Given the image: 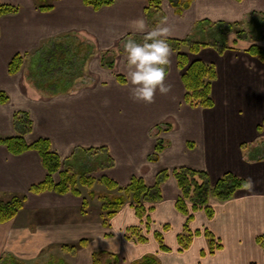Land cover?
I'll use <instances>...</instances> for the list:
<instances>
[{
	"label": "crops",
	"instance_id": "crops-1",
	"mask_svg": "<svg viewBox=\"0 0 264 264\" xmlns=\"http://www.w3.org/2000/svg\"><path fill=\"white\" fill-rule=\"evenodd\" d=\"M114 1L112 6L93 11L81 0L45 4L0 0L19 9L0 19V93L9 99L0 105V136H15L13 115L22 111L33 122L26 143L47 139L52 151L62 160L68 159L73 171V162L87 159L88 154L90 159L85 162L90 166L95 153L103 155L105 163L111 158V167L97 164V180L105 176L125 187L137 176L148 187L160 171L187 167L207 172L212 183L232 172L250 179L251 184L237 191L231 201L211 200L212 218L207 219L202 210L192 213L187 231L201 234L193 236L182 250L177 238L186 234L187 217L175 208L180 192L172 175L161 185V202L146 205L151 209L142 218L126 204L105 226L101 203L88 198L91 190L80 188L79 197L52 191L30 194L31 186L42 183L46 176L40 156L32 150L13 156L0 145L1 197L26 196L17 217L0 223V258L9 255L23 264H46L50 256H59L68 264H93V254L101 253L117 259L118 264H133L151 255L158 264H264V252L256 241L264 240V158L252 157L264 149V62L247 53L251 45L264 49V36L239 40L230 33L225 40L228 48L221 55L212 48L186 53L189 62L202 61L216 68L211 87L213 108H190L184 103L182 71L172 51L165 81L171 85L170 91L162 94L157 90L152 102L136 100L130 92L133 86L127 75L126 53L116 46L129 38L143 42L145 33L136 29L134 21L143 18L146 30L151 29L144 11L149 0ZM48 6L52 8L43 10ZM161 11L163 19L158 24L167 26L168 38L175 40L205 36L209 26L193 33L202 21L239 23L243 30L261 23L264 30V0H192L181 16L163 0ZM61 36H75L91 45L95 54L90 58L97 55L98 72L93 80L87 77L84 87L47 97L34 89V81L23 71L33 56L38 59L39 49ZM107 51L116 60L112 70L101 67L100 54ZM26 54L21 71L9 75V62L15 55ZM117 75L125 83H118ZM157 126L169 130L158 132ZM158 139L165 147L153 162L149 158ZM54 179L58 181L57 176ZM91 189L96 194L104 192L98 183ZM83 199L88 202L85 213L81 212ZM130 228H136L145 241L132 237ZM206 231L213 237L212 253ZM156 234L162 236L160 243ZM81 240L84 245L73 255L60 249Z\"/></svg>",
	"mask_w": 264,
	"mask_h": 264
},
{
	"label": "trees",
	"instance_id": "trees-1",
	"mask_svg": "<svg viewBox=\"0 0 264 264\" xmlns=\"http://www.w3.org/2000/svg\"><path fill=\"white\" fill-rule=\"evenodd\" d=\"M170 6L174 10L175 15L181 16L187 7L191 4L192 0H168ZM241 1V0H237ZM84 6L91 8L93 11H98L102 8L112 6L114 0H81ZM163 0H149L147 7L144 9L146 13V18L148 23L151 24V28L156 24L160 23L163 19L161 5ZM51 6L43 8V10L51 9ZM18 7L14 5L3 4L0 2V19L5 15H12L18 12ZM210 28L207 32L210 39L208 41H197L193 36L182 40H175L168 38V42L171 45V51L177 57V68L182 71L181 80L184 88V103L190 108H200V109H211L214 107V102L211 98V87L216 79V68L212 64H207L202 61H192L189 62L186 53L197 54L204 48H212L217 51L219 55L223 54L227 50V43H225L227 35L234 33L237 39H247L248 33L240 28L239 23L226 24V23H208L202 21L195 25L193 33L200 32L204 27ZM217 31L219 35H215ZM69 36H61L63 38H57L52 40L44 50V48L39 49V52L44 51L39 56V71L43 73L44 77L57 78V82L62 85L61 90L54 88V85H44L43 88L36 86L33 77H29L34 81L33 86L36 90L40 91L42 95L51 97L54 95L69 93L74 91L77 87H84L85 82L83 81L86 76L83 72L86 66V60L90 56L94 55L92 46L87 44V48L82 47L79 49L75 47L72 49L71 53H68V45L63 41ZM219 38V39H218ZM58 40V41H57ZM93 51V52H91ZM112 51H107L100 54V60L102 65H104V58L107 53ZM247 53L258 58L259 61L264 62V49L256 45H251ZM28 54L25 56L15 55L14 58L9 62L8 74L13 76L20 72L24 67ZM114 59V53H113ZM51 64L50 67L47 65ZM112 62L105 67L106 69H113ZM53 66L55 68H53ZM52 71L47 73L48 71ZM51 74V75H50ZM53 75V76H52ZM85 75V77H83ZM61 79V81H60ZM56 80V79H55ZM118 83H125L124 78L120 75L116 76ZM78 84H80L78 86ZM77 85V87H75ZM9 99L5 93H0V105L8 103ZM13 126L15 131V136L3 138L0 136V145L7 148L9 153L13 156L21 155L30 150L35 151L38 156H40L41 165L46 171V176L44 181L40 184L33 185L29 189L30 194H42L46 191L56 192L59 195H66L71 193L72 195L79 197L80 188H86L91 190L88 198L96 199L101 203L102 212V224L108 226V221L115 216L117 212L126 204H129L134 211L136 216L142 218L148 210L146 205H154L160 203L161 197V185L168 179L171 175L174 178L176 185L179 189V198L175 203V208L184 216H186V224L184 227V232L186 234L179 235L177 238L178 244L181 246L182 250H186L191 244V239L193 236L201 234L199 231L192 235L187 231V225L192 219V213L198 210L204 211L207 219L212 218L214 211L210 207L209 203L211 200L217 202H228L234 198L235 193L249 186L245 178H240L234 173H225L218 178L214 183L210 181L209 175L206 172L199 170H192L187 167L178 168L172 170L170 173L167 171H160L155 179L152 186H146L144 180L140 177H132L125 187H120L115 181L110 180L108 177L101 176L98 180L92 177L87 178L85 174H77L73 171L72 167L68 164V159L62 160L55 151H52L51 144L47 139L41 138L33 143L27 144L25 141L26 136L30 134L33 128V122L30 120L29 113L18 111L13 115ZM166 129L157 126L158 132L168 131L169 127ZM165 147L163 140L158 139L154 147V154L150 156V161H157L159 154ZM101 151L106 153V149L101 148ZM108 167L112 166L111 158L107 161ZM58 177V181L54 177ZM97 182L103 187L104 192L102 194H96L92 191L94 183ZM26 200L25 195L20 196H9L8 199H4L0 195V223H8L9 221L16 218L17 214L24 207V202ZM82 213H85L88 207V202L82 200ZM128 233L132 237L136 238L138 242H144L145 239L138 234L136 228L128 229ZM204 236L209 240V252L212 253L214 250L213 237L210 232H205ZM130 239L131 237L128 236ZM156 239L159 243L162 241V236L156 234ZM264 252V240L262 238H257L256 240ZM85 240L77 245L61 246V251L67 254H75L84 245ZM162 250L166 249L164 246L161 247ZM219 248V247H217ZM93 264H118L117 259L110 258L108 255H103L101 253L93 254ZM109 259V262L106 260ZM0 264H23L16 260L14 257L9 255H4L0 258ZM46 264H68L62 259H50ZM133 264H158L156 257L145 256L140 261L134 262Z\"/></svg>",
	"mask_w": 264,
	"mask_h": 264
},
{
	"label": "clouds",
	"instance_id": "clouds-1",
	"mask_svg": "<svg viewBox=\"0 0 264 264\" xmlns=\"http://www.w3.org/2000/svg\"><path fill=\"white\" fill-rule=\"evenodd\" d=\"M134 23L136 29L145 35L142 43L129 38L122 44L129 67L127 75L133 86L130 92L136 100L152 102L157 90L164 94L171 89V85L165 82L171 56V45L168 42L170 30L161 24L146 30L143 18H138ZM246 182L251 184L250 179Z\"/></svg>",
	"mask_w": 264,
	"mask_h": 264
},
{
	"label": "rangeland",
	"instance_id": "rangeland-1",
	"mask_svg": "<svg viewBox=\"0 0 264 264\" xmlns=\"http://www.w3.org/2000/svg\"><path fill=\"white\" fill-rule=\"evenodd\" d=\"M47 1H49V0H36V2H39V4H45ZM262 24L261 23H258V24H252V26H249L247 29H245L244 28V31L246 32V33H248V36H249V38H252V39H254V40H259V39H262V37L264 36V30L262 29ZM210 28H208V30H209ZM208 30H206V31H208ZM243 30V29H242ZM213 32H215V35H219V33L217 32V31H213ZM210 32H208L207 34H205V36H202V35H200V38H198V37H196L197 38V41H199V42H201V41H208L209 39H210V37H208V34H209ZM61 38V37H60ZM63 38H61L60 40H59V42L62 40ZM219 39V38H218ZM58 41V40H57ZM67 45H68V53H71L72 52V49L73 48H75V47H78L79 46V49H83L82 47H80V45L81 46H83V47H85V48H87L86 46H87V43H86V41H83L82 42V40L80 39H78V38H76L75 36H69L67 39H64L63 40ZM122 44L123 43H119L117 46H116V48H118V49H121V50H123V46H122ZM47 49V48H46ZM45 48H44V50H46ZM84 50V49H83ZM94 51V50H93ZM93 51H91V52H93ZM44 51H42L41 50V52H39V53H37L38 55V59L35 57V56H33V59H30L27 63H26V67L24 68V71H23V75H25V77H33V80H35V82L37 83L36 84V86H38V88L39 87H41V88H43L44 87V85H49V86H51V85H54V88L55 89H59V90H61L62 89V85L59 83V82H57V78L56 77H54V78H50V80H49V78H47V77H44L43 76V73L41 72V70L39 71V64L41 63H39V56H40V54H42ZM95 52V51H94ZM93 52V53H94ZM95 54V53H94ZM96 57H97V55L94 57V58H92V60H91V58L89 59V61H91V65H90V68H89V72H88V68H87V66H85V69H84V71L83 72H85L84 74L87 76V75H89L88 77L90 78V79H94V76H93V74H97V70H98V65L99 64H97V63H99V62H97L98 60H96ZM31 58H32V56H31ZM97 59H98V57H97ZM104 65H102V63H101V67L102 68H105V67H103V66H106V64L108 65L109 64V62H112V63H116V60L115 59H113V56H112V53H107V55H106V57L104 58ZM88 62V61H87ZM87 62H86V64H87ZM41 65V67H43L42 66V63L40 64ZM50 65L51 64H48L47 66L48 67H50ZM114 67H115V65L113 64V69H114ZM53 68H55L54 66H53ZM106 69V68H105ZM108 70V69H107ZM109 70H112V69H109ZM50 72H52L51 70L50 71H48L47 73H50ZM90 74L92 75V77L90 76ZM51 75V74H50ZM85 75L83 76V77H85ZM53 76V75H52ZM56 79V80H55ZM86 80H87V78H85L83 81L84 82H86ZM60 81H61V79H60ZM80 84H78V86H79ZM75 87H77V85H75ZM34 89H36V87H34ZM90 154H88V158L86 159V158H82L83 160H80L78 163H77V161H75V162H73V167H75V171H76V173H83L84 171H87V172H84V174H85V176L87 177V178H89V177H92V178H94L95 180H97V177H95V172H96V170H99V166L97 165L99 162L100 163H105V158H104V156L103 155H100V156H96V153L95 154H93V155H95V157L93 158V161L94 162H97V163H94L93 162V165L92 166H90V165H88L86 162H85V160H88V159H90V156H89ZM252 157H254V158H264V149L263 150H261V149H259L258 150V152H256V155H254V156H252ZM95 166V167H94ZM108 167L109 165H107V162L105 163V167ZM89 171V172H88ZM97 182H95L94 184H96ZM50 259H55V260H58V259H61L59 256L58 257H55V256H50L49 257V259L47 260V262H49V260ZM46 262V263H47Z\"/></svg>",
	"mask_w": 264,
	"mask_h": 264
}]
</instances>
